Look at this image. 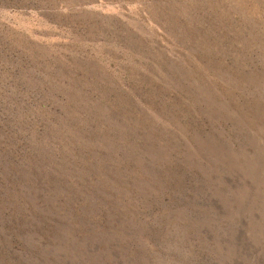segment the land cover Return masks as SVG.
Instances as JSON below:
<instances>
[{"label":"rangeland","instance_id":"obj_1","mask_svg":"<svg viewBox=\"0 0 264 264\" xmlns=\"http://www.w3.org/2000/svg\"><path fill=\"white\" fill-rule=\"evenodd\" d=\"M0 264H264V0H0Z\"/></svg>","mask_w":264,"mask_h":264}]
</instances>
